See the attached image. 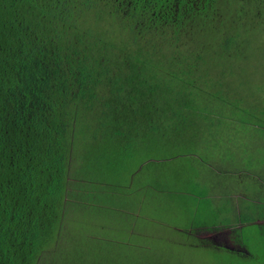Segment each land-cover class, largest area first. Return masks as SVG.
Segmentation results:
<instances>
[{"label": "trees", "instance_id": "16d2710c", "mask_svg": "<svg viewBox=\"0 0 264 264\" xmlns=\"http://www.w3.org/2000/svg\"><path fill=\"white\" fill-rule=\"evenodd\" d=\"M256 4L264 0H0V264L57 252L73 147L93 145L90 160L78 146L81 175H115L149 131L197 139L230 120L264 131ZM90 118L95 131H76ZM260 147L251 160L263 163Z\"/></svg>", "mask_w": 264, "mask_h": 264}, {"label": "rangeland", "instance_id": "374dc122", "mask_svg": "<svg viewBox=\"0 0 264 264\" xmlns=\"http://www.w3.org/2000/svg\"><path fill=\"white\" fill-rule=\"evenodd\" d=\"M254 6L264 10V4ZM251 7L250 2L244 5L246 20L255 14ZM119 31L121 37L127 36L125 30ZM259 70L264 77V64ZM261 83L264 86V79ZM93 119L84 120L82 130V121L78 123L76 131H95ZM228 123L222 131H194L197 139L193 131H167L164 136L149 131L148 143L140 144L141 152L134 144L128 145L126 169L115 175L93 168L81 175L79 171L85 168L79 161L78 146L84 152L79 155L90 160L86 151L93 145L73 147L70 156L74 166L65 179L54 247L57 252L53 258L49 255V260L44 256L40 263L264 264V207L247 221L232 222L213 211L215 193L210 198L207 194L212 189L226 192L223 185L234 182L233 177L239 174H234V159L240 152L235 150L240 132H244L241 138L250 141L243 149H259L264 144V131L258 125L240 127L236 120ZM174 136L179 140L176 145ZM250 168L241 166V173L251 176ZM205 181L206 190L196 187ZM184 195L187 204L179 202ZM256 195L254 190L253 199ZM170 198H176L171 207Z\"/></svg>", "mask_w": 264, "mask_h": 264}, {"label": "crops", "instance_id": "0c3cea01", "mask_svg": "<svg viewBox=\"0 0 264 264\" xmlns=\"http://www.w3.org/2000/svg\"><path fill=\"white\" fill-rule=\"evenodd\" d=\"M243 133L244 132H240L239 140L237 138L238 147L235 148V150H238L240 152L237 154L236 159H234V164L236 169L234 174L239 173L238 175H235V177H233L234 182L229 183V185H227L226 183L223 185V188L226 192L220 191L219 193H216L217 189H212L213 191L207 190V194L209 198L214 193L215 196L218 195L220 196L218 199H215L214 198L215 196H213L212 198L215 203V206H213L214 207L213 211L217 210L223 216L230 217L232 219V222H236L238 220V217H242L246 221V219L250 218L251 216L258 215L256 213L260 212L261 209L264 207V162L262 163V161L259 160H251L252 154L255 149L254 150L243 149V147L248 146V143H250L249 140L247 139L244 140V138H241L243 136ZM260 148L261 147H259V149ZM256 149L258 148L256 147ZM205 154L208 155L209 153L208 154L205 153ZM241 166H250L251 176L242 174L241 172L243 171V169H241ZM212 176L213 178H216L215 175ZM240 180L242 181L243 185L240 184L239 182ZM245 182L247 184H245ZM205 185H206V181L204 182V185L203 183H201L200 185H196V187L197 188L203 187V189L206 190ZM236 186H241L242 189L237 190ZM254 190L257 195L253 199ZM175 199L176 198H170L168 200V202H171L169 203L170 207L175 205L174 203H172V200ZM185 200L187 199L184 195L180 197L179 202L181 201L183 202L182 204H187L189 200L188 201ZM241 222L243 221L239 220V223Z\"/></svg>", "mask_w": 264, "mask_h": 264}]
</instances>
